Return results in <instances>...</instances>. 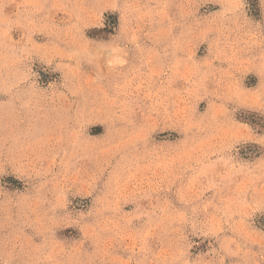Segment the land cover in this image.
I'll list each match as a JSON object with an SVG mask.
<instances>
[{
	"label": "rangeland",
	"instance_id": "rangeland-1",
	"mask_svg": "<svg viewBox=\"0 0 264 264\" xmlns=\"http://www.w3.org/2000/svg\"><path fill=\"white\" fill-rule=\"evenodd\" d=\"M0 264H264V0H0Z\"/></svg>",
	"mask_w": 264,
	"mask_h": 264
}]
</instances>
